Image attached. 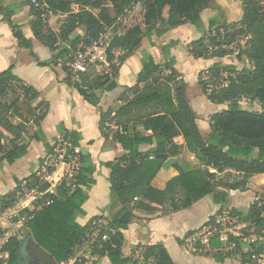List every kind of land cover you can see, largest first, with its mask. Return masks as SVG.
Returning a JSON list of instances; mask_svg holds the SVG:
<instances>
[{"label": "trees", "instance_id": "trees-1", "mask_svg": "<svg viewBox=\"0 0 264 264\" xmlns=\"http://www.w3.org/2000/svg\"><path fill=\"white\" fill-rule=\"evenodd\" d=\"M38 1L40 7L29 0L35 16L32 21L34 34L53 50L58 49L59 40L68 42L69 49L61 55H70L81 44L90 43L106 27L116 25L115 34L106 49V71L92 72L88 69L77 73L79 80L73 81L76 76L67 67L68 82L77 87L91 105H97L100 102L97 91L105 92L117 87L116 78L122 62L140 46L145 35H151L155 30L157 36H163L172 27L188 22L199 25L202 11L212 6L214 0H110V5L105 4L106 0ZM242 1L244 14L239 23L216 28L215 35L210 33L193 41L189 49L195 58L223 57L233 52L228 48L230 45L244 39L237 57L247 58L253 67V70L245 67L236 74L234 71L226 77L224 73L228 69L217 63L208 69V80L200 77L202 89L209 99L218 103L231 102L228 108L211 115L212 132L209 137L204 139L200 133L188 99L187 84L176 67V59L159 63L150 54L144 53L143 68L136 84L128 87L120 97L126 103L115 114L113 109H109L102 115V128H108L107 122L118 126L113 136L125 151L122 156L104 163L111 169L112 214L107 217L106 224L99 226L96 222L103 219L102 216L95 217L87 225L76 220L77 212H82L83 204L89 199L88 191L93 183L90 175L95 170V167L88 165L89 158L82 155V169L75 188L62 183L56 193L47 192L38 198L33 210L23 211L27 216L24 221L25 238L20 240L13 236L3 246V250L9 251L8 264H23L20 258L31 237L54 256L56 264H62L72 258L75 247L88 240L97 229L99 234L93 243L92 255L106 256L109 264H175L163 244L142 246L139 249L142 261L140 256H135L137 250L132 256H125L122 251L123 230L129 228L138 199L147 198L162 205L176 182L184 184L186 178H191L189 183L184 184L187 199L181 202L172 199L171 207L163 208L164 212L186 208L211 192L209 183L197 186L192 177L193 171L183 172L181 176L168 180L165 190L156 189L152 181L165 161L177 155L185 146L219 172L227 169L237 171L242 179L230 185L232 189L245 185L253 175L264 173V0ZM2 4L0 2V6ZM75 4L80 8H96L99 13L77 12L73 8ZM138 4L144 9V26L136 24L119 32V22ZM44 5L47 7L42 8ZM59 13L67 14V18L57 34L46 22L51 14ZM83 23L88 25L87 34L71 40L72 32ZM12 28L20 44L30 47L22 31L13 23ZM9 92L17 96L9 105H3L1 98ZM130 95L134 96L130 98ZM36 98L35 88L17 77L13 67L0 73V105L22 119V123L14 127L17 131L12 125L3 123L8 113L0 120V162L6 160L13 163L27 153V144L21 143V131L25 124H39L48 108L43 101L33 106L32 101ZM243 98L259 101L263 110L242 107L240 100ZM69 134L73 135L74 144H79L78 135L66 132L65 138ZM37 180L35 173L27 179L28 185L35 186ZM46 188L47 185L42 186L40 191L45 192ZM19 189L20 186L0 202L4 206L14 203ZM222 210H219L220 214ZM231 214L246 219L248 225L245 229L252 230L262 239L244 252L239 239L230 237L236 240V245L227 256L240 255L244 262H253L259 256L264 258V201L254 202L247 215L237 209H232ZM208 225L220 227L216 224V217ZM73 264L84 263L76 261Z\"/></svg>", "mask_w": 264, "mask_h": 264}, {"label": "crops", "instance_id": "crops-1", "mask_svg": "<svg viewBox=\"0 0 264 264\" xmlns=\"http://www.w3.org/2000/svg\"><path fill=\"white\" fill-rule=\"evenodd\" d=\"M0 2H3L0 6V73L13 67L17 77L37 91V98L32 101L33 106L40 101L48 104L45 118L39 124L33 122L25 124L21 131V143L27 144V153L13 163L6 160L0 162V200L37 173L44 158L52 151L61 136L66 132H74L78 135L82 155L89 158L88 165L95 167L90 175L93 183L88 191L89 199L83 204L82 212L76 214V220L82 225H87L95 217L102 216L103 219L96 221L101 226L106 224L107 217L112 214L110 208L111 182L109 180L111 169L104 163L122 156L125 151L113 136L118 126L107 122L108 128H102V115L109 109H113L115 114L126 103L125 100H120V97L128 87L136 84L143 68L144 53L150 54L159 63L172 58L176 59V67L187 84L188 99L204 139H207L212 132L211 115L228 108L231 102L218 103L209 99L202 89L200 77L204 78L208 69L217 63H221L228 69L224 73L226 77L234 71L236 74L245 67L253 70L247 58L239 59L233 53L223 57L210 56L207 58H195L190 53L189 49L193 41L203 38L225 24L239 23L243 18L242 0H214L212 6L202 11L199 25L188 22L172 27L163 36H157L155 30L151 35H145L140 46L135 48L131 55L122 62L116 78L117 87L110 91H97L100 102L97 105H91L79 89L67 80L69 76L67 67H70L74 51L68 56L61 55V53L69 49L68 42L59 40L58 49L53 50L35 36L32 28L35 16L32 14V5L29 0H0ZM105 4L110 5V0H106ZM73 8L77 12L85 11L95 15L99 13V10L93 7L80 8L75 4ZM135 8L139 9L142 14L139 24L144 26L142 5L138 4ZM135 8L129 14L133 13ZM127 17L122 20H126ZM66 18L67 14H51L46 23L58 34ZM12 23L22 31L30 42V47L20 44L14 35ZM87 28L86 23L81 24L72 32L70 39L86 35ZM123 31L119 30V32ZM90 70L92 72L106 71V61L97 62ZM72 73L75 74L73 71ZM78 80L77 76L73 78V81ZM16 96L15 93L9 92L1 98V102L3 105H9ZM133 96L130 95V98ZM255 104L257 108L253 109L262 111V104L259 101H255ZM7 113L8 116L3 123L8 126L12 125L14 131H17L14 127L21 124L22 119L12 115L5 106L0 105V120ZM180 141L184 142L183 136L180 137ZM191 171H193L192 177L196 180L197 186L201 187L209 183L211 192L186 208L164 212L163 208L171 207L172 199L176 202L187 199L184 184L189 183L191 178H186L184 184L180 181L176 182L162 205L147 198L138 199L129 228L123 230L122 251L124 255L132 256L137 250L135 256L138 257L142 246L163 244L175 264H254L255 260L244 262L240 255L227 256V253L235 248V238L241 242L244 252H248L254 245L250 242V238L254 235L252 230L242 229L240 232L230 227L233 223H243L242 219L232 215L231 211L237 209L247 215L254 202L264 201V173L253 175L245 185L232 189L230 185L242 179L237 171L227 169L219 172L212 165L201 161L195 153L184 146L177 155L165 161L162 169L153 179L152 185L158 190H165L168 180L181 176L183 172ZM221 208L222 213L230 214V232L227 233L226 239H221L216 231L210 233V243L201 248V245L198 243L200 245L198 246L191 235L212 227L208 225V222L220 215ZM29 209L33 210L34 205L31 204ZM245 224L244 222V228L247 227L248 222L247 225ZM8 225L7 229H16L15 237L20 240L25 238V234L19 236L17 232L19 229H25L24 221H21L19 217L8 222ZM98 232V229L95 230L88 240L77 245L75 255L62 264H73V258L80 255L89 257ZM90 261L91 264H109L106 256L90 255ZM8 262L9 256L0 261V264H8Z\"/></svg>", "mask_w": 264, "mask_h": 264}, {"label": "built area", "instance_id": "built-area-1", "mask_svg": "<svg viewBox=\"0 0 264 264\" xmlns=\"http://www.w3.org/2000/svg\"><path fill=\"white\" fill-rule=\"evenodd\" d=\"M31 2L36 7H40L38 0H31ZM45 6L46 5L42 8H45ZM115 27L116 25L106 27L96 38L90 41V43L81 44V46L73 52L69 65L74 73L85 72L88 70L90 64L106 61V49L115 34ZM212 34L215 35V31L212 32ZM244 43L245 41L241 40L233 43L228 48L232 49L234 55H238ZM204 79L208 80L207 77H204ZM81 157V147L79 144H74L73 135L69 134L66 138L64 135L61 136L55 143L52 151L46 155L40 165L37 171L38 180L35 186L31 187L28 185L27 181L23 182L20 185V189L17 191L14 203L4 206L0 202V261L9 256V251L3 250V246L9 238L14 236V233H12L10 229H7L9 228L8 222H12L15 217H19L21 221H25L27 216L23 214V211L29 209L31 204L34 205V202L44 195V193H56L57 187L62 183H66L67 186L75 188L78 184L77 177L82 169ZM45 185H47L45 192L40 191V187ZM230 221V214L223 212L216 217V224L220 225V227L212 226L206 229V231H197L191 235V238L197 244L199 243L201 248L210 243V233L214 231L219 234L221 239H226L227 233L230 232ZM98 234L99 232L97 233V236ZM260 239L262 238L253 235L250 238V242L256 243ZM90 255H92V249L89 253V257L80 255L74 257L73 261L91 264ZM139 256L141 258L140 261H142L141 254Z\"/></svg>", "mask_w": 264, "mask_h": 264}, {"label": "rangeland", "instance_id": "rangeland-1", "mask_svg": "<svg viewBox=\"0 0 264 264\" xmlns=\"http://www.w3.org/2000/svg\"><path fill=\"white\" fill-rule=\"evenodd\" d=\"M94 11L97 12V10H94ZM87 13H90V12H87ZM141 16H142V14H141L140 10L135 8L133 13L128 14V17H127L126 20H124V21L122 20L121 24L119 23V25H118L119 28H120L119 30L123 31V30L127 29L131 25H135V24L141 23V18H142ZM93 65L94 64H90L89 65L90 68L88 67V69H91ZM75 74H77V73L75 72ZM205 77H207L209 79L208 73L205 75ZM192 94H194V92H192ZM240 105L242 107H244V108H250V109L257 108V106L255 104V101H250L249 99H246V98H243L242 100H240ZM261 110H263V106H261ZM242 222L243 223H240V224L233 223L232 225H230V227L233 228V229H238V231L241 232L242 229H245L244 226H243L244 222L246 223L245 225H247L246 219H242ZM15 230L16 229H10V231L12 233H14ZM25 231H26L25 229L24 230L23 229H19L17 232H18L19 236H23L25 234L24 233ZM254 264H264V258L263 257L256 258L255 261H254Z\"/></svg>", "mask_w": 264, "mask_h": 264}, {"label": "water", "instance_id": "water-1", "mask_svg": "<svg viewBox=\"0 0 264 264\" xmlns=\"http://www.w3.org/2000/svg\"><path fill=\"white\" fill-rule=\"evenodd\" d=\"M28 249L33 255L34 264H56L54 256L39 245L33 237L28 240Z\"/></svg>", "mask_w": 264, "mask_h": 264}, {"label": "flooded vegetation", "instance_id": "flooded-vegetation-1", "mask_svg": "<svg viewBox=\"0 0 264 264\" xmlns=\"http://www.w3.org/2000/svg\"><path fill=\"white\" fill-rule=\"evenodd\" d=\"M20 259L23 261V264H34L33 255L28 249V244L25 245Z\"/></svg>", "mask_w": 264, "mask_h": 264}]
</instances>
